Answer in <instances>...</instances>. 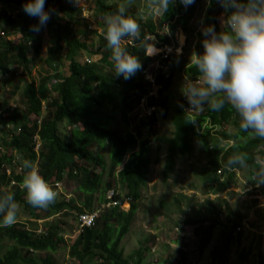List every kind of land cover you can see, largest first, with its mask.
Masks as SVG:
<instances>
[{
	"label": "trees",
	"instance_id": "obj_1",
	"mask_svg": "<svg viewBox=\"0 0 264 264\" xmlns=\"http://www.w3.org/2000/svg\"><path fill=\"white\" fill-rule=\"evenodd\" d=\"M88 1L92 2L104 32V17L126 6V15L133 16L140 24L141 37L154 38L157 47L161 48L175 42L179 25L188 31L189 21L201 0H195L186 8L175 0L156 21L152 18L144 21L140 5L132 0ZM24 2L0 0V78L17 70L31 77L23 89L24 78L13 77L9 82L11 90L5 92L9 99L22 90L24 109L0 102V195L13 193L18 205L16 223L0 227V264H56L52 254L61 247H69L64 236L67 233L65 220L72 217L78 220L81 214L95 212L98 205L107 202L110 190L116 191L115 200L123 201L119 187L131 200L130 210L120 207L102 210L96 225L84 229L76 244L69 248V256L76 264H145L147 255L156 245L155 237L147 240L132 259L126 257L122 243L131 231L143 191L148 188L152 165L160 162L159 159L152 160L151 146L155 142L157 151H161L162 140L154 137L158 119L156 116L146 118L132 129L130 117L141 99L149 96L152 90V84L142 73L149 68L153 58L146 56L136 41L123 45L142 64V69L127 80L117 77L114 72L98 69L89 59L81 62L79 58L84 52L90 56L100 55L99 50L93 53L74 29L81 22V8L71 0H46L45 9L51 10V18L41 32L47 31L51 41L48 57L43 61L48 74L36 80L32 78L30 66L41 58L43 44L38 33L30 30V26L38 21L22 11ZM222 10L216 0H211L208 18L217 31L224 30L219 25ZM15 36H19L18 41L12 39ZM202 39V36L198 37L195 53L203 51ZM110 55L111 49L107 47L99 63L112 68ZM177 59L179 57H172L170 71L177 66ZM65 61L69 63L68 74L61 71ZM185 72L193 82L201 79L191 64ZM172 82V75L165 78L159 72L156 78L160 87L159 99L150 97L149 105L160 104L166 109V93ZM184 106L185 101L175 105L171 116L174 133L165 156L164 180L168 181L176 172L178 158L195 154L196 141L211 157V166L204 178L205 194H218L229 189L236 182L238 172H248L252 180L255 158L264 155V139L241 130L238 114L228 104L220 111H211L205 105L195 118L187 114ZM167 111L164 117L168 116ZM119 115L126 128L124 132L117 128ZM31 117L37 120L32 121ZM193 119L195 124L190 122ZM231 127L235 132L229 131ZM36 137L40 142L39 150H36ZM221 142L226 146L222 147ZM94 144L108 149V157L94 151ZM237 151L245 154L247 166L225 167L227 158ZM17 155L20 162L38 160L40 174L54 189L56 184L73 181L77 185L76 195L70 199L56 198L46 209L30 206L25 200V190L21 188L27 169L22 166V172L16 173L14 159ZM7 165L13 168L11 174L6 172L4 166ZM218 171L222 175H218ZM20 210L34 222H20ZM220 213L210 202L207 212L186 221L187 226L194 228L195 246L189 250L188 244L182 245L171 264H193L190 257L204 253L214 240L216 245L209 254L210 264H230L232 246L243 237L245 216L230 211L224 223L219 219ZM51 218L54 220L50 221ZM40 221H44L42 233H38ZM45 252L49 253L45 258L35 256ZM240 256V260H244L247 254Z\"/></svg>",
	"mask_w": 264,
	"mask_h": 264
},
{
	"label": "rangeland",
	"instance_id": "obj_2",
	"mask_svg": "<svg viewBox=\"0 0 264 264\" xmlns=\"http://www.w3.org/2000/svg\"><path fill=\"white\" fill-rule=\"evenodd\" d=\"M140 5V11L144 21L149 18L156 21L161 13L149 12L146 8V0H132ZM76 6L81 8L82 16L80 17V24L75 26V30L79 33V38L85 41L91 47L93 53L99 52L100 55L90 56L84 52L80 55L79 60L86 62L88 59L92 64H96L98 69L106 73H113L112 68L100 64L102 54L106 53V41L103 38V29L99 26V19L94 12L93 4L88 0H80ZM210 4L208 0H201L196 5L193 18L189 21L187 30L179 25L176 33L175 40L180 43V50L177 52L179 59L171 74L173 77L172 86L166 93L168 103L166 109L168 116L164 117L159 115V122L157 123V132L154 137L160 138L161 151H157L158 144L152 142V160L155 162L157 159L159 163L152 165V173L149 179L148 188L143 191L142 199L138 202V212L135 221L132 225L130 233L127 235L122 243V248L125 251L126 257L132 259L134 253L146 244L147 240L155 237L156 245L147 255L145 264H171L174 261L179 248L188 244L189 250L193 249L195 244L193 227L186 225V221L197 218L200 213L207 212L210 202L214 204L219 210V219L221 222H226L228 212L241 213L245 216L243 220L242 233L243 237L240 242H234L230 255V264H264V184L257 186L249 177L248 172H238L236 182L227 190L215 193L203 192L205 187L204 178L207 169L211 166V157L204 151L199 142L196 141L195 154L191 157H180L177 159L176 172L170 177L168 181L163 178V169L165 163V156L167 154L168 143L173 137L174 127L171 123V116L175 105H180L186 99L180 92V86L186 76V68L190 65V56L195 52V46L198 37H201V27L204 25L212 24L209 21ZM224 10L219 15V25L224 28ZM213 13V12H212ZM38 36L42 40L43 50L41 58L33 62L30 66L32 78L39 80L42 75H47V68L44 66L43 61L48 57V49L51 47V41L47 31L39 32ZM13 40L19 39V36L12 38ZM157 47V41L154 38L149 39ZM128 42H134L132 39L124 41L122 46ZM159 49V47H157ZM99 50V51H98ZM180 52V53H179ZM177 56V57H178ZM159 58V56H150ZM155 61L150 64L155 65ZM154 63V64H153ZM67 61L62 65L61 71L68 74ZM157 72V70H156ZM12 74L4 78H0V102H5L9 107H20L24 109L22 90L12 98L7 99L6 93L11 90L10 81L12 78H24V83L21 84L23 89L31 77L26 74L22 75L21 70L12 71ZM132 126L140 124L146 114L142 108L134 109L130 114ZM32 121L37 120L36 117L30 118ZM65 127V126H64ZM118 130L125 131V125L119 115ZM69 131V130H68ZM67 131V132H68ZM230 132H235V128L231 127ZM222 147L226 146L221 142ZM93 150L108 157V149H103L97 144L93 145ZM23 161V160H22ZM38 169V160L31 161ZM22 163V162H21ZM77 185L73 181H64L60 185H56L57 199H70L71 196L76 195ZM214 188L217 185L214 184ZM123 200L126 201L127 196L122 187L118 188ZM124 203L123 208L129 211L130 203ZM101 205L96 208H100ZM51 218L50 221H53ZM20 222H34L28 214L20 210ZM65 228L67 233L64 235L68 242L69 247H61L57 252L52 254L56 264H76L69 256V248L73 247L80 237V230L78 227V220L74 217L65 220ZM39 227H43L44 221L39 222ZM219 231L216 233L218 236ZM216 245L214 240L207 250L202 254L193 255L190 257L193 264H210L209 254L213 247ZM247 254L244 260H240V255ZM49 253H37V258H45Z\"/></svg>",
	"mask_w": 264,
	"mask_h": 264
},
{
	"label": "clouds",
	"instance_id": "obj_3",
	"mask_svg": "<svg viewBox=\"0 0 264 264\" xmlns=\"http://www.w3.org/2000/svg\"><path fill=\"white\" fill-rule=\"evenodd\" d=\"M71 2L79 4L80 0ZM174 2L175 0H146V8L149 12L164 14ZM194 2L195 0H179L185 8ZM208 2L210 4L211 0ZM216 2L226 12L224 30L217 31L212 24L201 27L203 51L194 52L190 56V64L200 74L201 82L184 79L180 92L190 109L202 111L206 105L211 111H220L226 104L230 105L238 114L239 128L256 138L264 139V0ZM45 3L46 0H25L22 4V11L38 21L30 26L33 33H39L51 18V10L45 9ZM104 22L106 31L103 38L106 47L111 49L112 72L117 77L127 80L142 69L138 57L122 46L126 39L136 41L137 46L142 47L149 57L156 56L162 48L158 49L147 38L141 37L140 24L133 16L126 15V6L105 16ZM156 59L153 58L152 61ZM157 94L158 98L155 99H159V93ZM190 122L195 124L196 120ZM22 165L27 169L21 181L26 202L34 208H48L55 201L57 191L30 160L24 159ZM246 166L245 154L238 151L233 152L225 161L227 168ZM252 181L257 186L264 184V155L255 158ZM17 210L13 193L0 195V227H10L16 223ZM40 229L44 231L43 227Z\"/></svg>",
	"mask_w": 264,
	"mask_h": 264
},
{
	"label": "built area",
	"instance_id": "obj_4",
	"mask_svg": "<svg viewBox=\"0 0 264 264\" xmlns=\"http://www.w3.org/2000/svg\"><path fill=\"white\" fill-rule=\"evenodd\" d=\"M180 48V43L179 41H176L172 44V45H166L164 47H162L160 49V51L158 52V54H156L157 56H159V58H157L155 60V65L150 64L149 68L147 70H145L142 75L144 77V79L149 82L150 84H152V90L149 93V96H145L144 98L141 99L139 106L137 109L142 108L144 113L146 114V118H152L154 116H156L158 118L159 115L163 116V113L165 112V109L158 105V104H154V105H149V98L153 97V98H158V89L159 86H157L156 84V78L158 76L159 72H162L163 76H165V78H169L171 76V72L169 70V65H171L172 62V57L173 56H178L180 54H178L177 52L181 49ZM181 51V50H180ZM153 63V64H154ZM157 70V72H156ZM1 76V73H0ZM9 76V75H7ZM196 82H201V79H199ZM190 105L188 104L187 100H186V105H185V111L187 112V114L192 117L195 118L196 116L199 115L200 111L196 110V109H190ZM40 123V122H39ZM132 129L133 126H132ZM35 141L37 143L36 146V150H39L40 147V142H39V138L36 137ZM14 165H15V171L16 173H21L22 172V163L20 162V157L17 155L14 159ZM6 169L7 174H11L13 168L11 167V165H7L4 166ZM218 175H222L221 171H218ZM223 180V178L221 179ZM59 185V184H57ZM117 196V193L115 190H110L107 193V203L103 204L98 210H96L93 213H84L79 215L78 218V227L80 232H82L84 229L86 228H92L96 225V221L97 218L99 217V214L102 210H106L109 209L111 207H120L122 210H125L123 208L124 206V201H120V200H115V197ZM131 200L130 199H126L125 203H130ZM126 211V210H125ZM42 229L38 230V233H42Z\"/></svg>",
	"mask_w": 264,
	"mask_h": 264
}]
</instances>
